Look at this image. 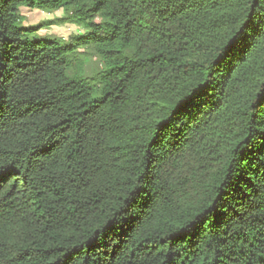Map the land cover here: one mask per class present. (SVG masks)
<instances>
[{"label": "trees", "instance_id": "16d2710c", "mask_svg": "<svg viewBox=\"0 0 264 264\" xmlns=\"http://www.w3.org/2000/svg\"><path fill=\"white\" fill-rule=\"evenodd\" d=\"M0 264H264V0H0Z\"/></svg>", "mask_w": 264, "mask_h": 264}, {"label": "rangeland", "instance_id": "374dc122", "mask_svg": "<svg viewBox=\"0 0 264 264\" xmlns=\"http://www.w3.org/2000/svg\"><path fill=\"white\" fill-rule=\"evenodd\" d=\"M25 14L29 17V19H31L30 22L33 23V25L39 22H52L50 26H47L42 30L43 34H47L49 36H58L65 40H68L71 35H76V32L78 31V26L76 23L74 24L68 22L67 20H64L66 14L63 9L56 10L54 12H48L46 10H34L33 12L25 11ZM85 52L87 53L85 54ZM76 54V56L80 60L87 57L85 58V68L89 72L97 70L99 65V58L92 52V50L88 49L87 51H85L81 49L79 53Z\"/></svg>", "mask_w": 264, "mask_h": 264}]
</instances>
